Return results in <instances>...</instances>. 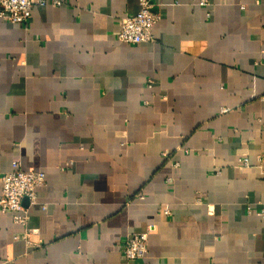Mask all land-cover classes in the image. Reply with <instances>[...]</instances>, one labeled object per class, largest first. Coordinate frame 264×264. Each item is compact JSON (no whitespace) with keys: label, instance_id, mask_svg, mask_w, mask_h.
Returning <instances> with one entry per match:
<instances>
[{"label":"crops","instance_id":"obj_1","mask_svg":"<svg viewBox=\"0 0 264 264\" xmlns=\"http://www.w3.org/2000/svg\"><path fill=\"white\" fill-rule=\"evenodd\" d=\"M57 1L0 17V176L44 174L0 264H264V0H154L139 44L138 0Z\"/></svg>","mask_w":264,"mask_h":264},{"label":"built area","instance_id":"obj_2","mask_svg":"<svg viewBox=\"0 0 264 264\" xmlns=\"http://www.w3.org/2000/svg\"><path fill=\"white\" fill-rule=\"evenodd\" d=\"M57 0H0V17L10 23L28 25L31 19V10L34 5L58 6ZM154 0H138V9L134 14H126L119 18L117 40L127 44H139L152 40V26L160 18L159 13L153 10ZM199 6H208V0H198ZM222 111H225L223 109ZM239 165L247 166L246 157L239 158ZM0 212L12 214L14 222L25 225L28 219L27 203L36 202V189L44 184V174L40 171H27L20 168L17 161L12 170L0 176ZM167 213V210L164 211ZM147 234L132 233L126 236L122 253L126 262L141 260L146 254Z\"/></svg>","mask_w":264,"mask_h":264},{"label":"water","instance_id":"obj_3","mask_svg":"<svg viewBox=\"0 0 264 264\" xmlns=\"http://www.w3.org/2000/svg\"><path fill=\"white\" fill-rule=\"evenodd\" d=\"M24 202H27V200H26V199H24V200H23V203H24Z\"/></svg>","mask_w":264,"mask_h":264}]
</instances>
